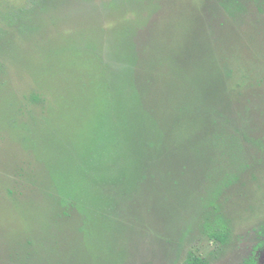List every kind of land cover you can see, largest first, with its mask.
<instances>
[{
    "label": "rangeland",
    "instance_id": "rangeland-1",
    "mask_svg": "<svg viewBox=\"0 0 264 264\" xmlns=\"http://www.w3.org/2000/svg\"><path fill=\"white\" fill-rule=\"evenodd\" d=\"M209 2L0 0V264H178L179 237L209 264H264V9L242 0L207 16ZM144 65L158 72L159 100L168 85L182 99L208 71L233 72L229 127L250 159L242 172L220 160L218 182L240 170L232 185L152 158L168 112L157 124L140 104L152 95L134 93L129 74ZM199 129L181 123L171 144L183 150ZM220 185L227 247L197 223L199 193Z\"/></svg>",
    "mask_w": 264,
    "mask_h": 264
},
{
    "label": "trees",
    "instance_id": "trees-1",
    "mask_svg": "<svg viewBox=\"0 0 264 264\" xmlns=\"http://www.w3.org/2000/svg\"><path fill=\"white\" fill-rule=\"evenodd\" d=\"M259 4L258 7L262 11L264 9V0H254ZM242 0H210L209 4L205 8L206 15L212 16L214 12L228 11L233 14L234 11L241 10ZM212 12V14L209 13ZM189 61L190 56L186 58ZM182 70L187 69V65H179ZM143 68L135 69L133 74H129L133 83L134 93L142 96L143 98L152 95L149 102L147 99L140 101L142 107L147 112L154 114V121L158 124L157 115L167 113V116L162 120L163 127H165V136L161 142V148L157 150L155 159H164L171 163V172L177 174H187L191 171H197L200 174H206L212 172L217 176L216 181L224 175L220 169L221 159L231 157L239 161L241 172L248 168L249 159L247 149L244 141L238 136L237 133L232 131L229 127L236 126L238 123L239 114L232 108V95L228 94V85L233 80V72L226 70L222 73L218 69V75L209 76V71L206 73L205 81L197 82V95L196 96H183L182 99H173L172 94L178 89L169 92L170 85L166 86V93L168 97L160 98V88L158 72L155 67L147 66L150 70ZM187 71V70H185ZM204 72V70H203ZM205 73V72H204ZM128 76V77H129ZM241 86V83L239 84ZM162 89V88H161ZM171 89V88H170ZM195 92V93H196ZM194 93V94H195ZM138 96V97H139ZM34 100H38L37 96L33 97ZM139 101V100H138ZM141 106L139 109L143 110ZM197 121L200 126V131L195 139L189 143L183 150L177 146L171 144L173 131L179 127L183 122L191 124ZM235 124V125H233ZM246 140V138L244 139ZM210 145V148L207 147ZM213 145V149L211 147ZM205 148V149H204ZM154 159V160H155ZM241 160V161H240ZM153 167V159H150ZM211 168H208L209 165ZM161 165H158V167ZM147 165L143 166V174H146ZM211 169V170H209ZM240 170L234 177L238 179ZM153 171V168L150 169ZM167 173V172H166ZM208 173V174H209ZM155 172H150V175H154ZM122 176V175H121ZM234 178L227 182H218L223 187L232 185L235 181ZM121 183L115 181L114 184ZM213 188V190L206 189V196L199 193L200 197L198 201V207L201 209L198 212L197 223L202 230L203 237H207L211 241L217 243L219 246L227 247L234 243V235L230 222L224 217L221 205L219 204L220 198L224 189L222 186ZM201 192V190H200ZM119 199H128L125 191L118 194ZM115 202L110 203L105 209L106 213L115 210ZM119 207V205H118ZM105 213V214H106ZM106 217V216H105ZM189 237L186 239L188 240ZM178 238V243H172L177 250L178 264H209L206 258L198 255L193 247H189ZM184 241V240H182ZM258 256L253 255L249 258L242 260L239 264H260Z\"/></svg>",
    "mask_w": 264,
    "mask_h": 264
}]
</instances>
